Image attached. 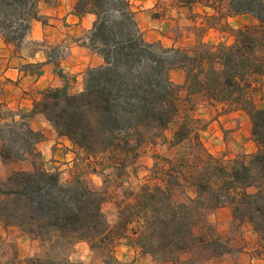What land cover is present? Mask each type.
Listing matches in <instances>:
<instances>
[{"label":"trees","instance_id":"1","mask_svg":"<svg viewBox=\"0 0 264 264\" xmlns=\"http://www.w3.org/2000/svg\"><path fill=\"white\" fill-rule=\"evenodd\" d=\"M39 1L0 0L5 43L24 39L30 23L40 19ZM212 1L180 3L209 6ZM75 11L96 17L89 46L104 65L86 72L81 93L60 97L49 92L33 113L42 114L58 136L88 157L98 158L100 174L110 173L99 189L79 179L63 182L44 168L35 149L41 133L27 124L0 128L4 163L32 158V171L12 172L0 182V223L41 246V255L25 264H82L69 259L77 243L88 245L96 264H119L114 252L122 242L158 264H207L232 253L208 220L223 207L230 208L234 223H248L264 247V107L255 108L250 93L251 79L264 77V0H228V16L250 15L258 22L237 30L232 44L210 47L199 41L187 49L144 42L127 0H78ZM178 70L184 73L181 86L170 80V72ZM182 92L188 104L199 97L210 107L221 106L222 113L244 112L255 153L232 161L213 157L199 138L196 126L202 121L184 114L169 142L180 152L158 159L136 190L122 189L139 149L164 139L181 116ZM192 144L196 150L187 158ZM112 187L122 191L111 196ZM188 188L194 197L186 194Z\"/></svg>","mask_w":264,"mask_h":264},{"label":"crops","instance_id":"2","mask_svg":"<svg viewBox=\"0 0 264 264\" xmlns=\"http://www.w3.org/2000/svg\"><path fill=\"white\" fill-rule=\"evenodd\" d=\"M77 1L40 0L37 6L40 19L30 23L28 33L18 45L7 44L0 36V128L27 124L31 131L39 132L44 137L35 145V149L48 172H57L60 179L66 182L84 179L90 187L99 189L104 186V176L109 175L110 170L100 174L102 167L98 158L88 157L68 139L58 136L42 114L33 113L35 104L49 92L60 97L81 93L86 72L104 65L102 57L89 46V36L96 17L93 14H77ZM127 1L134 12L136 27L146 43L159 44L163 48H191L195 45L192 28L198 26L203 30L201 42L208 46L215 47L223 40L224 33L207 24L211 18L218 16V12L208 5L184 6L180 0ZM225 17L227 23H231L240 18H250V15L225 14ZM237 27L247 26L240 24ZM170 80L181 86L184 73L172 71ZM211 120L202 129L200 140L213 157L227 159L215 139L223 138V132L227 129L232 131V139L227 147L237 148L244 142L246 145H255L251 138V123L244 112L220 111ZM165 132L164 139L149 144L150 150L142 152L136 159L132 171L128 172V178L121 181L122 189L132 190L131 179L140 185L144 184L150 178L156 161L162 159V153L177 149L169 144L174 131L171 134ZM243 132L244 136H241ZM1 146L0 140V149ZM255 151L256 146L250 152L241 150L245 154H253ZM175 154L165 159H172ZM92 167L96 173L90 170ZM32 169V158L29 155L21 161L9 163H4L0 157V182L12 172H28ZM186 194L194 197L192 189L188 188ZM208 220L215 225L219 237L228 242L232 253L216 257L207 264H264V247L260 246L257 235L248 223H234L230 208L217 209L208 216ZM41 252L37 240L25 237L18 229L0 223L1 264H25L27 259L36 258ZM92 255L86 243H77L69 259L74 263H83ZM114 255L119 264H158L149 255H142L137 248L126 246L123 242L116 246ZM15 256L16 261H13Z\"/></svg>","mask_w":264,"mask_h":264},{"label":"rangeland","instance_id":"3","mask_svg":"<svg viewBox=\"0 0 264 264\" xmlns=\"http://www.w3.org/2000/svg\"><path fill=\"white\" fill-rule=\"evenodd\" d=\"M227 4H228V0H213L212 3H210V7L213 10H216V12H218V16L216 17V19L214 20H210L208 21V25H213L215 27L216 30H218L220 33H224V36L222 37L223 40L220 41L218 44H227L230 45L234 42V35L235 32L239 29H242L243 27H237L238 25L242 24L243 26H247V27H257L258 26V22H256V19H254L252 16H250V18H240L239 21H233L231 23H227L226 17H225V10L227 8ZM200 24V23H199ZM228 24V25H227ZM201 25V24H200ZM193 37H194V44H196L197 42L201 41L202 35H203V30L201 29L200 26L198 27H194L192 28V33ZM251 84H252V90H251V99L253 102V105L255 108H263L264 107V77H253L251 79ZM181 103H180V111H181V116L179 115L178 118H176L173 123L168 127V129L166 130L165 133L167 134H171L173 131L176 130L177 125L181 122V119L183 117L184 114H188L189 116H192L196 119L201 120L202 122L198 124L197 129H199V138L201 136V131H202V127H206L212 120V117L214 114H216L217 112L222 111V107L221 106H217V107H210L208 106L205 102H202V100H200L199 97H194L192 98V102H190L189 104L184 102L185 101V94L182 92L181 95ZM193 105L194 106V110L189 112V108L190 106ZM206 116V117H204ZM195 127V128H196ZM203 128V129H204ZM230 130H226L225 132H223V138H219V137H215V139H217V141L220 143V150L222 152V154L227 155V159L224 161H232L234 158H236L239 155H251L249 154H245L243 152H241V150L244 151H252L255 149V145H246V143L244 142L242 146H237V148H234L232 146L227 147V143L232 139ZM241 136H244V132L240 134ZM204 138V137H203ZM161 141V140H158ZM248 141V140H247ZM249 141H251L250 137H249ZM191 142H186V146H188ZM202 143V142H201ZM223 144H225V146H223ZM246 145V147H245ZM193 146V144L191 145V147ZM194 147V146H193ZM147 150L149 149V145L146 144L144 146H142L139 149V153L141 154L142 152H147ZM196 148L194 147L193 150H189L186 153V157L188 158V154H190V151L195 152ZM176 152L179 153L180 149H175L174 151L168 152V153H162V160L165 159V157H170L172 156V154ZM175 154V155H176ZM175 155L173 158H175ZM160 160L159 163L163 164V161ZM132 161L130 159H128V163H131ZM135 162V161H134ZM133 162V163H134ZM133 163L130 164V168L127 170V172H131L133 169ZM92 169H94V167H92ZM92 169H90L92 171ZM111 180H114V177L111 176ZM84 181V179L82 180ZM66 182V181H63ZM85 182V181H84ZM131 183H132V190H136L139 186L140 183L135 181L134 179H131ZM111 187V186H110ZM122 190H115L114 187L109 188V192L111 194V196H116V194H120ZM106 210L108 211L109 214H112L113 211V205H108L106 207ZM112 216L110 217V220H112ZM234 230H235V225L233 226ZM94 255H92L87 261L83 262L82 264H96L97 262H94ZM2 263V261H0V264Z\"/></svg>","mask_w":264,"mask_h":264}]
</instances>
